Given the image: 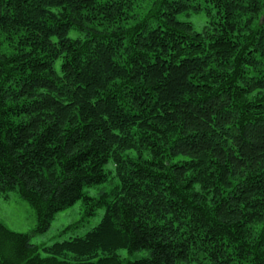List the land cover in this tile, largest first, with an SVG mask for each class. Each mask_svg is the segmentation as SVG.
Here are the masks:
<instances>
[{"label":"trees","instance_id":"16d2710c","mask_svg":"<svg viewBox=\"0 0 264 264\" xmlns=\"http://www.w3.org/2000/svg\"><path fill=\"white\" fill-rule=\"evenodd\" d=\"M13 191L32 233L80 199L104 213L41 247L0 222V264H264V0H0Z\"/></svg>","mask_w":264,"mask_h":264},{"label":"rangeland","instance_id":"374dc122","mask_svg":"<svg viewBox=\"0 0 264 264\" xmlns=\"http://www.w3.org/2000/svg\"><path fill=\"white\" fill-rule=\"evenodd\" d=\"M142 4L146 7L149 1H143ZM188 19L193 23L196 30H200L205 21V15L202 13L191 14ZM108 178L109 180L104 183L84 187L85 195L98 197L101 192L109 191L116 183V180L111 179V175ZM103 213L104 208L98 206L94 208L92 214H87L86 206L83 200L80 199L71 206L57 212L45 232L32 233L36 219L31 206L21 199L15 191L9 193L7 198L0 195V222L12 231L31 233V242L40 247L83 235L100 221ZM40 253L45 255L41 250ZM119 254L123 259H136L146 256L147 252L128 253L122 249Z\"/></svg>","mask_w":264,"mask_h":264}]
</instances>
